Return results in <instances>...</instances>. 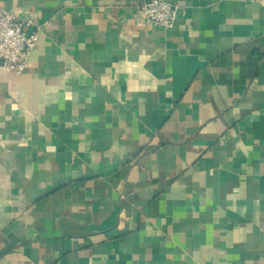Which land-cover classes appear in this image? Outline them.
<instances>
[{
    "label": "crops",
    "instance_id": "obj_1",
    "mask_svg": "<svg viewBox=\"0 0 264 264\" xmlns=\"http://www.w3.org/2000/svg\"><path fill=\"white\" fill-rule=\"evenodd\" d=\"M0 0V264H264V0Z\"/></svg>",
    "mask_w": 264,
    "mask_h": 264
},
{
    "label": "built area",
    "instance_id": "obj_2",
    "mask_svg": "<svg viewBox=\"0 0 264 264\" xmlns=\"http://www.w3.org/2000/svg\"><path fill=\"white\" fill-rule=\"evenodd\" d=\"M139 16L145 23L171 28L178 16V6L166 0H152L139 5ZM32 20H21L0 6V67L22 74L35 48L39 33H27L24 26Z\"/></svg>",
    "mask_w": 264,
    "mask_h": 264
}]
</instances>
